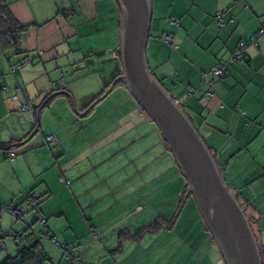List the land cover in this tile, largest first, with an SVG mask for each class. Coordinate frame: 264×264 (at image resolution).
<instances>
[{
  "label": "crops",
  "instance_id": "1",
  "mask_svg": "<svg viewBox=\"0 0 264 264\" xmlns=\"http://www.w3.org/2000/svg\"><path fill=\"white\" fill-rule=\"evenodd\" d=\"M150 3L148 67L246 206L264 260V36L249 41L264 22V0ZM8 9L27 29L19 54L0 40V233L34 222L41 237L45 226L64 248L40 240L44 264H225L167 143L122 83L82 117L66 96H55L31 142L13 145L33 130L50 93L68 91L82 110L121 73L118 2L8 0ZM241 41L244 58L227 62L208 95L201 73L228 60ZM26 57L11 74V64ZM46 135L56 143L45 145Z\"/></svg>",
  "mask_w": 264,
  "mask_h": 264
},
{
  "label": "water",
  "instance_id": "2",
  "mask_svg": "<svg viewBox=\"0 0 264 264\" xmlns=\"http://www.w3.org/2000/svg\"><path fill=\"white\" fill-rule=\"evenodd\" d=\"M121 11L120 60L122 70L103 92L84 109L66 90L53 91L36 109V125L15 146H22L38 131L41 110L55 96L68 98L75 114L84 116L117 83H122L139 107L155 123L168 145L204 223L225 264H263L252 219L236 193L227 186L220 167L184 107L155 78L148 67L146 43L149 37L150 0H116ZM35 234L34 222L17 233ZM37 232V233H36Z\"/></svg>",
  "mask_w": 264,
  "mask_h": 264
},
{
  "label": "trees",
  "instance_id": "3",
  "mask_svg": "<svg viewBox=\"0 0 264 264\" xmlns=\"http://www.w3.org/2000/svg\"><path fill=\"white\" fill-rule=\"evenodd\" d=\"M26 29L27 25L19 24L10 14L8 9V0H0V40L4 43H7L11 48H13V52L15 55L20 53V37ZM47 136L48 135L44 136L45 145H54H50L45 142V137ZM65 182L67 183V180ZM41 218L42 215L37 218V221L41 224H44L45 219L41 221ZM39 232L41 234V237L35 236L36 234L30 232V230H27L22 234H16L17 232H14L12 234L13 239L20 247L17 249L14 255L6 256L0 262V264H44L47 256L41 251L40 247V240L44 238L48 239L58 246H64L59 244L58 241H56V238L48 233L45 226L42 227ZM2 235L4 234L0 233V238H2ZM64 257L68 258L71 263L80 261L78 257L70 256L67 252H65Z\"/></svg>",
  "mask_w": 264,
  "mask_h": 264
},
{
  "label": "built area",
  "instance_id": "4",
  "mask_svg": "<svg viewBox=\"0 0 264 264\" xmlns=\"http://www.w3.org/2000/svg\"><path fill=\"white\" fill-rule=\"evenodd\" d=\"M220 15H218V23L219 25L223 24V19L221 17H219ZM264 36V22L262 23V25L259 27V29L256 31L255 35L250 37L249 41L251 43H255L256 41V37L257 36ZM161 39L163 42L167 43V44H171L172 40H173V36L170 33H163V35L161 36ZM245 48H246V43L245 42H239L238 45L235 47V49L232 51L230 57L228 58V60H220L215 66H213L212 68H210L208 71H204L201 73V82L202 84L206 85L208 87L207 90V94L208 95H212V87L213 84L215 82V80L219 79L222 77L223 75V69L225 67V65L227 64V62H238L241 59L244 58L245 55ZM39 55L42 54V51L40 50L38 52ZM30 60L28 57L23 58L22 60H19L13 64H11L10 66V73L13 75H18L24 65L26 63H28ZM45 142L52 145L56 143V139L54 137V135H48L47 137H45ZM9 158H14L15 157V153H9L8 154ZM67 183H69V181H67ZM41 221H43V218L40 219ZM20 234V233H17Z\"/></svg>",
  "mask_w": 264,
  "mask_h": 264
},
{
  "label": "rangeland",
  "instance_id": "5",
  "mask_svg": "<svg viewBox=\"0 0 264 264\" xmlns=\"http://www.w3.org/2000/svg\"><path fill=\"white\" fill-rule=\"evenodd\" d=\"M120 84V83H118ZM120 87H124L123 84H121ZM31 142V139L27 142L29 143ZM25 177L22 178V180L24 181ZM2 211V225H8L10 224L11 221V212H9L7 210L6 207H3L1 209ZM40 224V223H39ZM42 229V228H41ZM40 229V230H41ZM47 240V239H46ZM56 241H58L61 245H63V241L60 240V238H57ZM54 246L59 249V246H56V244H54ZM17 249H16V242H14L13 236L9 235V234H4L2 235V238H0V262L8 255H14L16 253Z\"/></svg>",
  "mask_w": 264,
  "mask_h": 264
}]
</instances>
